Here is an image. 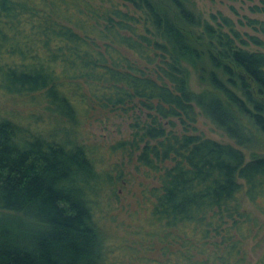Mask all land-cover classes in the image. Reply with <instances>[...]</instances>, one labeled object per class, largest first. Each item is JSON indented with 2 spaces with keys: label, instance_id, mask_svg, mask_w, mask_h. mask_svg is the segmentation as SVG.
Returning a JSON list of instances; mask_svg holds the SVG:
<instances>
[{
  "label": "trees",
  "instance_id": "1",
  "mask_svg": "<svg viewBox=\"0 0 264 264\" xmlns=\"http://www.w3.org/2000/svg\"><path fill=\"white\" fill-rule=\"evenodd\" d=\"M192 5L0 0V90L40 92L68 122L86 101L133 116L130 139L113 148L139 150L160 171L147 225L162 264H239L257 220L246 206L264 217V155L245 160L239 148L252 140L243 120L264 135V52L230 18L209 23ZM246 24L264 34V21ZM186 64L210 90L190 89ZM199 113L237 144L195 133ZM58 127L61 138H48L0 114V264L104 263L95 208L110 176Z\"/></svg>",
  "mask_w": 264,
  "mask_h": 264
},
{
  "label": "rangeland",
  "instance_id": "2",
  "mask_svg": "<svg viewBox=\"0 0 264 264\" xmlns=\"http://www.w3.org/2000/svg\"><path fill=\"white\" fill-rule=\"evenodd\" d=\"M255 7L260 11H253ZM192 8L201 19L212 24H215L212 15L230 18L239 31L255 35L262 41L261 46L251 45L249 48L264 52V34L246 24L248 19L264 21V0H193ZM120 50L128 58H133L127 50ZM185 66L192 91L198 93L211 89L200 79L197 69ZM78 109L76 119L68 122L46 108L44 95L40 92L11 96L0 90V114L18 120L31 132L48 138L53 133H58L57 137L61 138L58 126L63 125L65 131L69 128L71 139L85 147L105 178L110 176V182H105L104 190L98 195L95 208L102 240L106 244L102 264H162L165 259L162 244L147 225L151 191L159 185L160 171L144 166L138 160L139 150L130 152L113 148L116 143L130 139L133 116L91 107L88 101L81 102ZM243 122L252 135V140L239 145L245 160L253 155H264V135L255 132L245 120ZM195 127V133L203 137L237 144L200 113ZM246 208L257 220L243 241L240 252L243 259L239 264H253L264 248V217L253 207L247 205ZM215 241L219 243L220 240L216 238Z\"/></svg>",
  "mask_w": 264,
  "mask_h": 264
}]
</instances>
